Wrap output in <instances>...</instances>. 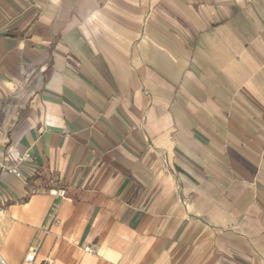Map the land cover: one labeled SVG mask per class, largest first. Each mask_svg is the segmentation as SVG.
<instances>
[{
	"label": "crops",
	"instance_id": "obj_1",
	"mask_svg": "<svg viewBox=\"0 0 264 264\" xmlns=\"http://www.w3.org/2000/svg\"><path fill=\"white\" fill-rule=\"evenodd\" d=\"M0 253L264 264V0H0Z\"/></svg>",
	"mask_w": 264,
	"mask_h": 264
},
{
	"label": "built area",
	"instance_id": "obj_2",
	"mask_svg": "<svg viewBox=\"0 0 264 264\" xmlns=\"http://www.w3.org/2000/svg\"><path fill=\"white\" fill-rule=\"evenodd\" d=\"M8 172H10V173H12V174H14L16 176H19V171H18L17 168H11V169L8 170ZM50 194H52V195H63L64 191L63 190H60V191L51 190ZM86 249L88 251H90V252H95L96 251L95 248H86ZM0 264H6L5 258L1 254H0Z\"/></svg>",
	"mask_w": 264,
	"mask_h": 264
},
{
	"label": "bare ground",
	"instance_id": "obj_3",
	"mask_svg": "<svg viewBox=\"0 0 264 264\" xmlns=\"http://www.w3.org/2000/svg\"><path fill=\"white\" fill-rule=\"evenodd\" d=\"M1 254V253H0Z\"/></svg>",
	"mask_w": 264,
	"mask_h": 264
}]
</instances>
